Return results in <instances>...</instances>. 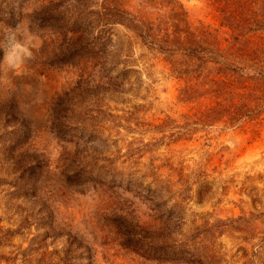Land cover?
I'll return each mask as SVG.
<instances>
[{"label":"rangeland","instance_id":"rangeland-1","mask_svg":"<svg viewBox=\"0 0 264 264\" xmlns=\"http://www.w3.org/2000/svg\"><path fill=\"white\" fill-rule=\"evenodd\" d=\"M0 264H264V0H0Z\"/></svg>","mask_w":264,"mask_h":264},{"label":"trees","instance_id":"trees-1","mask_svg":"<svg viewBox=\"0 0 264 264\" xmlns=\"http://www.w3.org/2000/svg\"><path fill=\"white\" fill-rule=\"evenodd\" d=\"M111 17H112V18H111L110 20H112V21L115 20V19H117L116 16H115V14L112 15ZM133 234H134V235H133L132 237H135V236H136V232H134ZM183 249H184L185 251H187L188 253H190L189 250H187V249H185V248H183ZM194 252H196V251H194Z\"/></svg>","mask_w":264,"mask_h":264}]
</instances>
